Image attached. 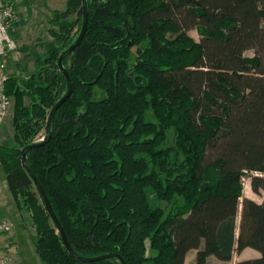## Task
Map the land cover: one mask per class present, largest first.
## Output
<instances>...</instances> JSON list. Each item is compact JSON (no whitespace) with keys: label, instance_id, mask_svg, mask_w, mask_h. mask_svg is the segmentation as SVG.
Listing matches in <instances>:
<instances>
[{"label":"trees","instance_id":"trees-1","mask_svg":"<svg viewBox=\"0 0 264 264\" xmlns=\"http://www.w3.org/2000/svg\"><path fill=\"white\" fill-rule=\"evenodd\" d=\"M86 3L84 37L62 61L71 94L48 141L26 152L71 249L124 264H185L194 249L195 264H208L251 248L259 255L235 264H264V0ZM79 18L81 0L52 11L43 62L7 74L13 143L0 145V164L31 212L41 264H120L71 256L21 165L66 91L56 62ZM245 173L260 202L243 197Z\"/></svg>","mask_w":264,"mask_h":264},{"label":"rangeland","instance_id":"rangeland-1","mask_svg":"<svg viewBox=\"0 0 264 264\" xmlns=\"http://www.w3.org/2000/svg\"><path fill=\"white\" fill-rule=\"evenodd\" d=\"M12 2L16 13L18 15L17 22L9 26V34L16 44V49L12 52H7L3 58L7 74H14L19 77H25L28 74L35 72L39 64L44 60L43 45L50 40L47 29L49 26L48 19L51 12L54 10L61 11L64 9L67 0H0ZM79 18V23H80ZM188 34L194 39L198 40L199 36L195 29L188 31ZM136 48H132V55L134 57ZM247 56L252 55L251 50L245 52ZM131 58V62H132ZM104 96L98 88H93V97L95 99ZM11 99V106L9 108L8 116L1 128L0 145H11L12 141V127L11 119L13 113L14 100ZM147 120L154 121V116L151 112L146 114ZM43 137L38 135L36 140ZM172 142L170 134L167 136L165 146ZM250 173H245L242 177L243 197L260 200V196L254 194L249 185ZM180 201V200H179ZM240 209V208H239ZM0 218H6L12 225V236L10 241L5 246V252L13 257L10 264H16L19 257L24 260L22 264H37L31 256L33 246L29 236L33 233L31 227V212L28 211L23 204V197L21 194L13 196L4 180V172L0 164ZM16 245V247H15ZM17 250V251H16ZM258 252L246 248L240 253H234L232 259L227 262H221L214 257L208 259V264H235L240 259L252 258L258 256ZM39 261V260H38ZM39 264L40 261H39Z\"/></svg>","mask_w":264,"mask_h":264},{"label":"water","instance_id":"water-1","mask_svg":"<svg viewBox=\"0 0 264 264\" xmlns=\"http://www.w3.org/2000/svg\"><path fill=\"white\" fill-rule=\"evenodd\" d=\"M81 5H82V20H81V26H80L79 33H78L76 39L74 40V42L59 54V56L57 58V62H56L58 70L63 74V76L65 78L66 91L62 95V97L53 105V107L49 111L47 121H46V125H45V136H44V138L40 139V141L37 143H32V144L26 145L21 149V165L25 169V171L28 173V175L32 178L34 187H35L38 195L40 196L41 200L44 203V207L46 209L47 214L50 217V219H51L53 225L55 226L56 230L59 232L63 246L65 247V249L68 251V253L71 256H73L74 258H77L81 261H84V262L98 261V260H104V259H109V258H117L119 260L120 264H124V261L122 260V258L116 253H107V254L98 255V256H94V257H83V256H78L75 254V252L71 249V247L67 241V237L65 235V232H64L59 220L57 219V217H56V215H55V213H54V211L50 205V202L47 199V196H46L44 190L42 189L39 181L35 178V176L30 171V169L27 165V162H26V152L30 149L41 146L42 144L47 142L48 139L50 138V129H51L52 117L55 114V112L57 111V109L65 102V100L71 94L72 86H71L70 77L68 75V72L65 70V68L62 65V61L67 55H69L80 44V42L83 39L84 34L86 32L87 24H88V13H87L86 0H81Z\"/></svg>","mask_w":264,"mask_h":264},{"label":"built area","instance_id":"built-area-1","mask_svg":"<svg viewBox=\"0 0 264 264\" xmlns=\"http://www.w3.org/2000/svg\"><path fill=\"white\" fill-rule=\"evenodd\" d=\"M18 15L12 2L0 1V134L8 116L11 99L5 94L7 71L3 58L7 52L16 49V44L9 34V26L17 22ZM42 139V138H41ZM257 174V173H252ZM12 236V225L6 218H0V264H10L13 257L5 252V246Z\"/></svg>","mask_w":264,"mask_h":264},{"label":"crops","instance_id":"crops-1","mask_svg":"<svg viewBox=\"0 0 264 264\" xmlns=\"http://www.w3.org/2000/svg\"><path fill=\"white\" fill-rule=\"evenodd\" d=\"M251 199H253V198H251ZM253 200H255V199H253ZM256 202H260L261 201V198H260V200H255ZM15 247H16V245H15ZM246 249V248H245ZM17 251V250H16ZM30 254H31V256L34 258L33 260L37 263V264H39V261H38V258H37V256H36V254L34 253V252H30ZM195 254H196V250H194V249H192V250H189L187 253H186V255H185V259H184V261H185V264H195ZM210 258V257H209ZM24 259L22 258V257H19L18 258V261H17V263L16 264H22V261H23ZM241 260V259H240Z\"/></svg>","mask_w":264,"mask_h":264}]
</instances>
